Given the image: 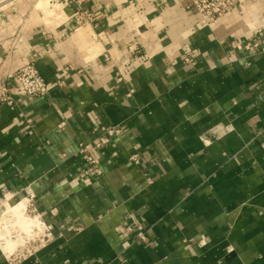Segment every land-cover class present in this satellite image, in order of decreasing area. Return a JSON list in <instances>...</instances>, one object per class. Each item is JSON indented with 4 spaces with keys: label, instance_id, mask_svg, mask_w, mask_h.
Masks as SVG:
<instances>
[{
    "label": "crops",
    "instance_id": "1",
    "mask_svg": "<svg viewBox=\"0 0 264 264\" xmlns=\"http://www.w3.org/2000/svg\"><path fill=\"white\" fill-rule=\"evenodd\" d=\"M233 1L211 25L184 0H84L82 25L67 0L2 16L0 74L33 62L50 84L12 82L0 104V210L29 185L54 232L17 264H264V0ZM112 124L83 178L78 144Z\"/></svg>",
    "mask_w": 264,
    "mask_h": 264
},
{
    "label": "built area",
    "instance_id": "2",
    "mask_svg": "<svg viewBox=\"0 0 264 264\" xmlns=\"http://www.w3.org/2000/svg\"><path fill=\"white\" fill-rule=\"evenodd\" d=\"M84 0H67L68 3L74 5V16L73 21L77 25L85 24L87 19H90L92 14L82 8V3ZM187 7L195 9L200 20L205 25H211L216 20L222 18L227 13L231 12L236 8V4L233 0H184ZM53 4L54 0H48ZM258 34V30L256 31ZM15 40L19 41L20 36L14 35ZM254 45H257L255 42ZM186 62L192 61L191 58L185 57ZM15 83L16 86L21 90L23 94L33 97L43 96L48 93L49 82L44 80L41 74L38 72L35 64L33 62L25 63L19 66L14 72L4 77L0 74V104H11L14 101V91L11 87V83ZM12 83V84H13ZM63 123L60 122L59 126ZM122 131V126L119 124H112L108 126L101 125L99 127V135L88 147L82 143L77 146V153L82 156L83 162L85 164V172H81L83 178H88V176L98 177L101 175L102 171L98 165L97 159L90 148L95 152L99 150L102 146L107 144L113 136L118 135ZM137 154H132L130 159L136 160ZM26 199L24 200L25 207L23 210V216L25 218H31L34 220L36 225L32 226L29 231L20 229L16 224L17 232L12 236H8L6 230L3 235L12 240H17V243L10 250H2L0 248V253L5 258L8 264H17L21 260L35 254L39 249L46 246L53 238V226L47 223L41 212L37 210L33 203V193L30 190L29 185L25 187ZM15 202L14 204H17ZM12 204V205H14ZM5 208L0 210L1 222L8 220L9 218L3 217ZM4 212V213H3ZM13 219L10 218L9 220ZM14 220V219H13ZM0 222V225H1ZM81 229L80 225L73 227L74 231H79ZM124 230L126 232L134 231V238L137 241H145L146 234L144 228L141 224L136 222V218L133 214H129L127 221L124 224ZM11 233V232H9ZM19 237V238H17Z\"/></svg>",
    "mask_w": 264,
    "mask_h": 264
},
{
    "label": "rangeland",
    "instance_id": "3",
    "mask_svg": "<svg viewBox=\"0 0 264 264\" xmlns=\"http://www.w3.org/2000/svg\"><path fill=\"white\" fill-rule=\"evenodd\" d=\"M21 4H28V6L35 7L36 9L40 10V12H47L50 8L48 0H0V34L4 31L5 28H7L6 22L2 21V16H6V18H11L13 17V13H15V10L18 8V6H21ZM32 4V5H30ZM27 6V8H29ZM11 14V16H9ZM14 220H4L1 222L0 225V242L3 241L4 239L1 238V235L6 233V230H9L8 236H12L15 233H18L17 227L15 226L16 224H13ZM7 237V235H6Z\"/></svg>",
    "mask_w": 264,
    "mask_h": 264
},
{
    "label": "bare ground",
    "instance_id": "4",
    "mask_svg": "<svg viewBox=\"0 0 264 264\" xmlns=\"http://www.w3.org/2000/svg\"><path fill=\"white\" fill-rule=\"evenodd\" d=\"M25 207L24 200H19L17 204L6 206V210L3 212V217L6 218H12L14 219L13 224H17L20 229H24L26 232L31 229L32 226L36 225L33 219L31 218H25L23 216V210ZM0 222H1V216H0ZM9 234V231H7ZM1 238L4 240L0 242V248L2 250H10L12 247H14L17 243V240H12L11 238H8L4 235H1ZM19 238V237H17Z\"/></svg>",
    "mask_w": 264,
    "mask_h": 264
}]
</instances>
